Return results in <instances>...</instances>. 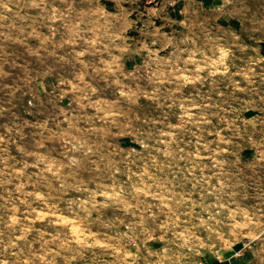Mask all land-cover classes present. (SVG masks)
<instances>
[{
	"label": "rangeland",
	"instance_id": "1",
	"mask_svg": "<svg viewBox=\"0 0 264 264\" xmlns=\"http://www.w3.org/2000/svg\"><path fill=\"white\" fill-rule=\"evenodd\" d=\"M0 264H264V0H0Z\"/></svg>",
	"mask_w": 264,
	"mask_h": 264
}]
</instances>
